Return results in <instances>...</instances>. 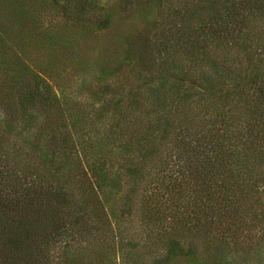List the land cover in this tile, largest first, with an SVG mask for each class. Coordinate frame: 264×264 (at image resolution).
<instances>
[{"label": "trees", "instance_id": "obj_1", "mask_svg": "<svg viewBox=\"0 0 264 264\" xmlns=\"http://www.w3.org/2000/svg\"><path fill=\"white\" fill-rule=\"evenodd\" d=\"M117 3L50 0L46 74L0 37V264H264V0Z\"/></svg>", "mask_w": 264, "mask_h": 264}, {"label": "rangeland", "instance_id": "obj_2", "mask_svg": "<svg viewBox=\"0 0 264 264\" xmlns=\"http://www.w3.org/2000/svg\"><path fill=\"white\" fill-rule=\"evenodd\" d=\"M98 4L113 14L114 24L111 30H106V36L118 38L128 35L129 30L121 27L118 0H97ZM40 15V17H39ZM81 34L58 15L50 6V0H0V37L15 44V50L36 69L47 73L48 66L53 65V48L51 38L54 35L73 37ZM128 37V36H127ZM1 44V42H0ZM0 65L5 62L0 60ZM75 65L68 64L64 75L58 78L52 76V82L60 87H70V79H76L80 74L74 69ZM63 78L62 80H60ZM178 264H202V258H181Z\"/></svg>", "mask_w": 264, "mask_h": 264}]
</instances>
